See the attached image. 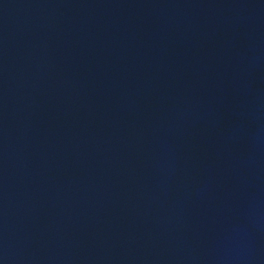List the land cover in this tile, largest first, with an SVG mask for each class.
<instances>
[{
	"label": "water",
	"instance_id": "95a60500",
	"mask_svg": "<svg viewBox=\"0 0 264 264\" xmlns=\"http://www.w3.org/2000/svg\"><path fill=\"white\" fill-rule=\"evenodd\" d=\"M0 264H264V0H0Z\"/></svg>",
	"mask_w": 264,
	"mask_h": 264
}]
</instances>
